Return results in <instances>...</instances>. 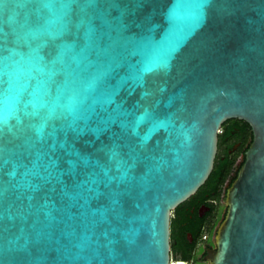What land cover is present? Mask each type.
<instances>
[{"label": "water", "instance_id": "95a60500", "mask_svg": "<svg viewBox=\"0 0 264 264\" xmlns=\"http://www.w3.org/2000/svg\"><path fill=\"white\" fill-rule=\"evenodd\" d=\"M231 117L206 264H264V0H0V264H170Z\"/></svg>", "mask_w": 264, "mask_h": 264}, {"label": "flooded vegetation", "instance_id": "af4514ba", "mask_svg": "<svg viewBox=\"0 0 264 264\" xmlns=\"http://www.w3.org/2000/svg\"><path fill=\"white\" fill-rule=\"evenodd\" d=\"M232 118H237L234 120ZM238 121V123H236ZM245 119L231 117L226 119L221 126V131L230 129L229 133L222 139V152L226 148L230 155L238 152V156L226 178L215 191L207 194L205 201L197 203L193 201L182 207H175L171 212L170 218V264H206L209 250L215 248L214 237L218 225L225 215L224 197L227 187L236 176L240 164L244 160V153L247 149L251 135L248 134L246 127H243ZM236 123V124H235ZM249 123V122H248ZM221 137V138H220ZM244 150L242 151V148Z\"/></svg>", "mask_w": 264, "mask_h": 264}, {"label": "trees", "instance_id": "16d2710c", "mask_svg": "<svg viewBox=\"0 0 264 264\" xmlns=\"http://www.w3.org/2000/svg\"><path fill=\"white\" fill-rule=\"evenodd\" d=\"M232 119L237 120V118H232ZM236 123H238V121H236ZM243 127H246V129L248 130V134L251 135L250 124L248 122H244ZM229 130L230 129L219 131L218 135H220L223 138L226 134L229 133ZM221 143H222V139L219 140V151L216 154L213 168L209 176L205 180V182L196 190V192H194L186 200L178 204L176 206L177 208L185 206L188 203L193 202V201H197V203L205 201L206 195L211 193L212 191H215L217 194L220 192L218 188L220 187V184L222 183V181L228 175L229 171L232 169V166L238 156L237 155L238 152H236L233 155H230L226 148L222 152ZM245 147L246 146L242 148V151L244 150Z\"/></svg>", "mask_w": 264, "mask_h": 264}, {"label": "bare ground", "instance_id": "6f19581e", "mask_svg": "<svg viewBox=\"0 0 264 264\" xmlns=\"http://www.w3.org/2000/svg\"><path fill=\"white\" fill-rule=\"evenodd\" d=\"M182 262H178L177 264H181Z\"/></svg>", "mask_w": 264, "mask_h": 264}, {"label": "rangeland", "instance_id": "374dc122", "mask_svg": "<svg viewBox=\"0 0 264 264\" xmlns=\"http://www.w3.org/2000/svg\"><path fill=\"white\" fill-rule=\"evenodd\" d=\"M220 131H221V129H220Z\"/></svg>", "mask_w": 264, "mask_h": 264}]
</instances>
